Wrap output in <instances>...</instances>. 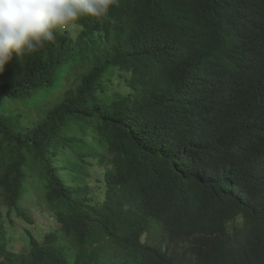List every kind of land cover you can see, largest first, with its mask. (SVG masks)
Here are the masks:
<instances>
[{
  "label": "trees",
  "instance_id": "16d2710c",
  "mask_svg": "<svg viewBox=\"0 0 264 264\" xmlns=\"http://www.w3.org/2000/svg\"><path fill=\"white\" fill-rule=\"evenodd\" d=\"M106 217L132 264H264V0H118L13 54L0 264H94Z\"/></svg>",
  "mask_w": 264,
  "mask_h": 264
},
{
  "label": "clouds",
  "instance_id": "9594fccd",
  "mask_svg": "<svg viewBox=\"0 0 264 264\" xmlns=\"http://www.w3.org/2000/svg\"><path fill=\"white\" fill-rule=\"evenodd\" d=\"M118 0H0V73L4 71L13 54L17 57L31 56L47 43L54 42L56 33L79 20L82 17L99 18L106 16L110 8ZM125 210L120 216L124 224L129 221L125 217ZM188 213L187 208H176L169 215L164 228L158 234L142 232L143 248L154 244L160 236V243L167 241L166 228L177 229V220ZM132 216V213L131 215ZM143 227L152 226L155 222L151 212ZM107 224L97 227L103 241L97 242L92 250L91 258L94 264H132V253H129L120 241L122 237L132 234L119 225H113L105 218ZM116 231L113 237H105L106 229ZM195 235V231L187 232ZM112 260H117L113 262Z\"/></svg>",
  "mask_w": 264,
  "mask_h": 264
},
{
  "label": "rangeland",
  "instance_id": "374dc122",
  "mask_svg": "<svg viewBox=\"0 0 264 264\" xmlns=\"http://www.w3.org/2000/svg\"><path fill=\"white\" fill-rule=\"evenodd\" d=\"M67 27V26H66ZM33 215L35 216L36 215V213L35 212H33Z\"/></svg>",
  "mask_w": 264,
  "mask_h": 264
}]
</instances>
